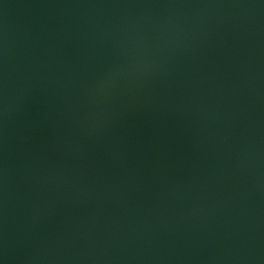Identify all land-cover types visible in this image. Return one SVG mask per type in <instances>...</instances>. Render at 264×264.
Wrapping results in <instances>:
<instances>
[{
	"label": "water",
	"instance_id": "95a60500",
	"mask_svg": "<svg viewBox=\"0 0 264 264\" xmlns=\"http://www.w3.org/2000/svg\"><path fill=\"white\" fill-rule=\"evenodd\" d=\"M0 264H264V0H0Z\"/></svg>",
	"mask_w": 264,
	"mask_h": 264
}]
</instances>
